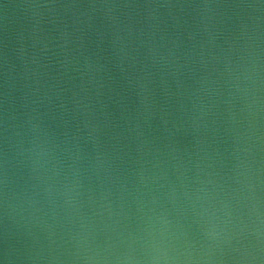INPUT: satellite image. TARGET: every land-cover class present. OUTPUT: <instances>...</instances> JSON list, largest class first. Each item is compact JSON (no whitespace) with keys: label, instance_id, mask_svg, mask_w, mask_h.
I'll use <instances>...</instances> for the list:
<instances>
[{"label":"water","instance_id":"obj_1","mask_svg":"<svg viewBox=\"0 0 264 264\" xmlns=\"http://www.w3.org/2000/svg\"><path fill=\"white\" fill-rule=\"evenodd\" d=\"M0 264H264V0H0Z\"/></svg>","mask_w":264,"mask_h":264}]
</instances>
